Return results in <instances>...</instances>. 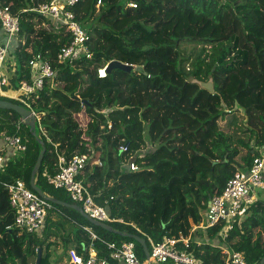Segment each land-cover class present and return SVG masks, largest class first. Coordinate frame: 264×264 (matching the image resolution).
I'll list each match as a JSON object with an SVG mask.
<instances>
[{
	"label": "trees",
	"instance_id": "1",
	"mask_svg": "<svg viewBox=\"0 0 264 264\" xmlns=\"http://www.w3.org/2000/svg\"><path fill=\"white\" fill-rule=\"evenodd\" d=\"M47 1L0 0V6H9L20 22L13 41L15 70L9 86L17 89L23 81H32L29 60L36 55L54 69L53 76L45 78L42 88L26 101L0 96L36 115V134L45 153L35 184L46 195L74 203L64 190L46 182L44 171H57L58 154L66 158L89 154L78 179L105 205L111 218L122 219L109 221V225L142 237L149 249L151 242L180 232L188 234L191 221L198 224L203 219L208 199L221 192L236 170L246 168L259 154L257 147L264 145V99L248 100L241 107L242 118L237 119L235 105L240 103L235 100L230 106L224 82L219 83L249 64L264 79V0H135L136 8L127 6L126 0H102L99 6L97 0H79L70 9L88 35L91 57L62 62L56 60V54L70 43L71 36L63 24L35 10ZM178 15L208 23L210 28L222 26L230 18L232 30L225 36L170 35L172 41L140 42L143 34L157 33L160 25ZM181 41L200 44L193 58L182 55ZM113 59L142 66V71L112 69L99 78L97 68ZM209 73L212 93L187 80L192 76L207 81ZM240 86L234 95L249 96L252 85ZM106 108H112L108 118L103 113ZM82 111L90 116L84 126L77 119ZM132 111L136 116L127 119L126 113ZM19 120L14 110L0 109V131L19 135L27 145L22 153L10 156L7 152L0 180L20 178L32 189L30 173L40 144ZM120 143H128V152L119 151ZM142 145L146 149L139 156L136 151ZM131 155L139 171H129L124 165ZM97 159L101 165L93 163ZM13 223L8 193L0 184V264H35L38 247L41 264H52L49 249L56 241L49 238L66 223L74 230L62 236L64 254L69 248L81 250L82 243L89 240L87 227L97 235L98 254L107 257L108 264H120L109 257L107 243L111 241L133 240L137 256L145 258L136 240L96 226L79 211L59 204L52 203L41 235L22 231ZM219 231L220 226L202 231L206 239L199 243L192 239L190 251L202 264H225L222 243L242 252L246 264H259L264 255V198L234 222L224 241L216 239ZM60 261L58 257L53 264Z\"/></svg>",
	"mask_w": 264,
	"mask_h": 264
},
{
	"label": "built area",
	"instance_id": "2",
	"mask_svg": "<svg viewBox=\"0 0 264 264\" xmlns=\"http://www.w3.org/2000/svg\"><path fill=\"white\" fill-rule=\"evenodd\" d=\"M79 0H49L39 4L35 10L41 14L52 18L57 23L63 24L71 36L70 43L59 49L56 54L58 62L79 56L91 57L88 35L81 23L76 19L75 13L70 9ZM102 0L96 1V6L101 4ZM126 5L136 8L135 0H126ZM20 22L17 14L13 13L9 6H0V95L12 97L8 93L10 77L4 74L7 69L8 45L12 37L19 31ZM5 37L6 41H2ZM111 61V60H110ZM109 61L97 68L96 73L99 78L107 76V65ZM128 64V63H126ZM32 69V81H23L12 97L20 101H26L27 98L36 94V91L43 86L44 79L52 77L54 73L53 66L48 60H42L40 55H36L29 60ZM131 65V64H129ZM133 66V65H132ZM134 67V66H133ZM110 109V108H109ZM19 122H22L20 119ZM19 123L17 124V128ZM108 128L111 124L108 123ZM27 145L17 134H8L0 131V171L5 168L7 155L6 151L11 150L13 154L26 151ZM119 151L128 152V143H120ZM258 155L254 156L251 163L244 169H239L226 181L222 190L218 194L210 197L209 205L203 214V219L198 224L191 225L188 234L179 233L175 237H166L158 242H151L148 258L141 260L135 251V242L133 240L123 241L121 243L108 242L107 249L110 252L109 257L118 261L120 264H202L190 251L192 237L195 232L220 226L217 240H225L229 231L233 228L236 220L243 218L250 206L259 198H264V145L257 147ZM139 156L142 152L136 151ZM11 154V153H10ZM131 155L124 162L129 171L136 172L140 167ZM89 154H74L66 158L62 154L57 155L58 169L51 174L44 172L46 182L53 188L64 190L70 199L78 204L82 210L90 217L102 221H119L122 219L111 218L105 208V205L99 204L95 200L88 186L84 184L78 176L86 163L89 161ZM101 165L99 159L93 161ZM0 184L8 193L9 204L14 212V226L22 231L30 233L40 232L45 224L47 213L52 209V203L40 196L36 191L28 188L24 181L16 178L10 181H1ZM106 203V201H104ZM89 232V240L82 243L81 250L75 248L67 250L69 264H108L107 257L99 256L95 241L97 235L85 227ZM225 256V264H246L242 252L233 250L226 246H220Z\"/></svg>",
	"mask_w": 264,
	"mask_h": 264
},
{
	"label": "rangeland",
	"instance_id": "3",
	"mask_svg": "<svg viewBox=\"0 0 264 264\" xmlns=\"http://www.w3.org/2000/svg\"><path fill=\"white\" fill-rule=\"evenodd\" d=\"M150 24V23H149ZM203 28L199 31V28ZM211 25L206 23L204 25L203 21H198L196 22L193 19H190L188 16H176L173 21L166 25H160L157 29V33H153L150 31V33H147V36L143 34L142 40L140 42H154V43H159L162 40L166 41H172V36H178V37H185V36H193V37H200L202 34H217V35H227L231 30H232V23L230 18L226 19L225 23L222 26H215L214 28H210ZM238 26L236 30L238 31ZM17 36V35H16ZM14 35L12 38H16ZM242 42V39H241ZM179 43V49L181 50V53L183 56H190L193 58V55L196 54L199 49H200V44L194 43V42H178ZM7 61V60H6ZM12 61V60H11ZM131 64L133 66H136V64L130 63V62H124ZM11 62H8L7 69L4 70V74L8 75L9 77L11 76ZM249 81L247 84L244 86L242 85L244 81ZM224 82V87H225V96L227 100L230 102V106H234L235 103L234 101L237 100L240 105L236 104L235 109L238 110L239 113L235 112L234 116L237 119L242 118V114L244 113V110L242 109L243 106L247 105L249 103L248 100L255 99L257 98L258 100L264 99V79L263 77L255 70V68L252 65H247L246 67H242L241 69L232 72L227 75V78L225 81L219 79V83ZM242 85V86H240ZM240 88L245 89L246 87L251 88V92L249 93V96L246 98H242L241 96L236 97L234 95L235 91ZM10 87H5V89H8ZM1 96V95H0ZM5 97V96H4ZM240 106V107H239ZM242 107V108H241ZM239 108V109H238ZM111 109L106 108L103 110L104 115L106 118H108V113L110 112ZM126 118L130 119L131 115L136 116V112L132 111L131 113H126ZM130 114V115H129ZM78 121L80 122L81 126H84V124L90 120V116L88 113L85 112H80L77 117ZM136 119V118H134ZM246 124V121L243 122ZM222 125V124H221ZM243 125V124H242ZM138 132H140L139 127H138ZM141 142V141H140ZM149 146V144H147ZM146 149V146H141L140 149L138 150L139 152ZM46 171V170H45ZM44 171V172H45ZM69 226L71 225H60L56 231L58 234L62 233H67L68 230L70 229ZM65 235V234H64ZM58 241V238H56ZM52 252H55L56 254H61L66 256V253L63 254V249L62 245L59 243L52 244V248L50 249ZM52 263H54V260H52Z\"/></svg>",
	"mask_w": 264,
	"mask_h": 264
},
{
	"label": "water",
	"instance_id": "4",
	"mask_svg": "<svg viewBox=\"0 0 264 264\" xmlns=\"http://www.w3.org/2000/svg\"><path fill=\"white\" fill-rule=\"evenodd\" d=\"M112 69H121V70H124L127 72H130L132 70L142 71V66L133 67L132 65L126 64V63L121 62V61L116 60V59H113V60L109 61L108 65H107V68H106L107 73H109ZM187 80L192 82V83H197L200 88L206 89L211 93L214 91L213 79H212L211 73L208 74V80L207 81H200V80H198L192 76H189ZM82 101L84 103L86 102L85 99H83ZM0 109L14 110L20 116L22 123L28 127L31 135H33L36 138V140L38 141V143L40 144V151L38 153V156L36 158V161L33 165L31 173H30L29 184H30L31 188L34 191H36L40 196L44 197L45 199H47L51 203L59 204V205L69 207V208H72L74 210L79 211V213L84 218H86L88 221H90L92 224H94L96 226H99V227H101L107 231L122 235L124 237H129V238L136 240L137 242L140 243V245H142L145 257L148 258L149 249L146 245L145 240L142 237L135 235V234H132V233H128L126 231H120L118 229L113 228L108 223L98 221V220L90 217L87 213H85L79 205H77L75 203H68L65 201H61L59 199H56L55 197L46 195L45 192L39 186H37L35 184V177H36L38 170L41 166V163H42V160L44 157V153H45V145H44L43 141L36 134V115L32 110L26 108L23 105L13 103V102L8 101V100H3V99H0ZM95 109L98 111L97 108H95ZM209 202H210V198L208 199L207 205H209ZM191 225H193L192 221H191ZM41 255H42L41 248L38 247L37 252H36L35 264H41ZM263 263H264V255L260 259L259 264H263Z\"/></svg>",
	"mask_w": 264,
	"mask_h": 264
},
{
	"label": "crops",
	"instance_id": "5",
	"mask_svg": "<svg viewBox=\"0 0 264 264\" xmlns=\"http://www.w3.org/2000/svg\"><path fill=\"white\" fill-rule=\"evenodd\" d=\"M1 38H2V41H6V39H5V37H2L1 36ZM13 41H15V38H12L11 40H10V42H9V45H8V47H9V49H8V53H7V61H6V64L8 65V62L10 61L11 62V72H14V70H15V58H14V55H13V47H14V45H15V43H13ZM10 54V55H9ZM12 60V61H11ZM10 89H12V90H10L8 93L10 94V96H14L15 95V91L16 90H14L13 91V88L12 87H10ZM12 97H10V98H12ZM8 152L9 153H11L10 154V156H12V155H15V154H13L12 153V151L11 150H8ZM6 155H7V151H6ZM46 194V193H45ZM204 214V213H203ZM46 222V221H45ZM67 225H70V224H68V223H66ZM44 227H45V224H44ZM44 227H43V229L40 231V232H38V233H36L37 235H41L42 234V231L44 230ZM69 230H68V232L67 233H62V234H58V233H54V236H52L51 238H49V240H53V241H56V243H55V245L58 243H60L61 245H62V247H63V243H62V241H63V239H62V236L64 235V234H68V233H70V232H72L73 230H74V227L71 225V226H69ZM198 232L199 233H201L202 234V236L201 235H199V236H197V237H195L194 235H193V237H192V239H194L195 241H197V243H199V241L201 242L202 240H205L206 239V235L202 232V231H197V232H195V233H197L198 234ZM196 234V235H197ZM56 238H58V241L56 240ZM216 243H218V242H216ZM142 246V245H141ZM222 246H225L223 243H222ZM52 248V247H51ZM50 248V249H51ZM143 248V247H142ZM50 249H49V251H50ZM63 249V248H62ZM149 249V248H148ZM65 253H66V256H64V255H62V253L61 254H56L55 252H51L50 253V257H49V259L52 261V260H54V259H57L58 257H59V259H61V261L59 262V264H67L68 263V256H67V251H65ZM64 254V253H63ZM42 256V255H41ZM53 264V263H52ZM69 264V263H68Z\"/></svg>",
	"mask_w": 264,
	"mask_h": 264
},
{
	"label": "clouds",
	"instance_id": "6",
	"mask_svg": "<svg viewBox=\"0 0 264 264\" xmlns=\"http://www.w3.org/2000/svg\"><path fill=\"white\" fill-rule=\"evenodd\" d=\"M76 204V203H75ZM78 205V204H77Z\"/></svg>",
	"mask_w": 264,
	"mask_h": 264
}]
</instances>
